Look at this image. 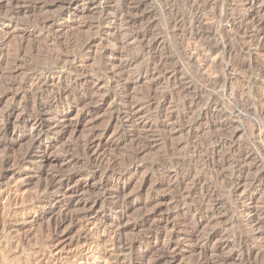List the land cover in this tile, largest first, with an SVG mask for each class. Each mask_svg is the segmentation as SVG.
I'll return each instance as SVG.
<instances>
[{"label":"rangeland","instance_id":"1","mask_svg":"<svg viewBox=\"0 0 264 264\" xmlns=\"http://www.w3.org/2000/svg\"><path fill=\"white\" fill-rule=\"evenodd\" d=\"M200 1L0 0V264H264V0Z\"/></svg>","mask_w":264,"mask_h":264},{"label":"bare ground","instance_id":"2","mask_svg":"<svg viewBox=\"0 0 264 264\" xmlns=\"http://www.w3.org/2000/svg\"><path fill=\"white\" fill-rule=\"evenodd\" d=\"M189 2H190V0H188ZM194 1H196V0H194ZM200 1V0H199ZM202 1V0H201ZM200 1V2H201ZM205 1V0H204ZM207 1V0H206ZM206 1H205V4H206ZM208 1H210V0H208ZM200 2H198V3H200ZM71 5V4H70ZM137 5V4H136ZM135 5V6H136ZM139 5V4H138ZM252 5H253V3L251 2V4L249 5V7H252ZM68 6V5H67ZM202 6V5H201ZM200 6V7H201ZM219 6V5H218ZM129 7V6H128ZM204 7H206V6H204ZM136 8V7H135ZM197 8H199V7H197ZM138 9L139 8H136V12H138ZM201 9V8H200ZM186 10V9H185ZM195 11V10H194ZM197 11H198V9H197ZM200 11V10H199ZM212 11V10H211ZM201 12H202V10H201ZM200 12V13H201ZM110 13V12H109ZM200 13H198L199 14V16L201 15ZM133 15V14H132ZM139 15H140V13H139ZM144 15V17H147V15L146 14H143ZM115 16V15H114ZM116 16H117V14H116ZM115 16V17H116ZM196 16V15H195ZM195 16H193V17H195ZM202 16V15H201ZM200 16V17H201ZM134 17H136V20L134 19V21H139V20H141V19H143V17H139L138 15H137V13L135 14L134 13ZM122 18V17H121ZM126 18V17H125ZM197 18H198V16H197ZM196 18V19H197ZM215 18V17H214ZM200 22H201V24L202 23H205V21L206 20H204V18H200ZM143 21V20H142ZM141 21V22H142ZM146 21V20H145ZM199 21V20H198ZM197 21V22H198ZM240 21V20H239ZM217 22V21H216ZM260 22V21H259ZM232 23L233 24H235V21L234 20H232ZM258 24V23H257ZM202 25H204V24H202ZM261 27V26H260ZM257 28V27H256ZM204 29V28H203ZM215 29V28H214ZM237 29V28H236ZM195 31V30H194ZM216 31V30H215ZM191 32V31H190ZM206 32V31H205ZM145 33V32H144ZM201 33H202V31H201ZM213 33V32H212ZM217 33V32H216ZM235 33H236V31H235ZM246 33V32H245ZM140 34V33H139ZM243 34V33H242ZM262 33L261 32H257V33H254V35H261ZM264 34V33H263ZM199 35V34H198ZM203 35V34H202ZM205 35V34H204ZM197 36V35H196ZM200 37H202L201 35H199ZM212 36V35H211ZM147 37V36H146ZM145 37V38H146ZM195 37V36H194ZM218 37V36H217ZM255 37V36H254ZM260 37H262V36H260ZM157 38V37H156ZM192 38H193V36H192ZM206 38V37H205ZM213 38V37H212ZM251 38V37H250ZM142 39H143V36H142ZM155 38H153V40H154ZM207 39V38H206ZM210 39V38H209ZM234 39V38H233ZM150 40L152 41V39L150 38ZM191 41V40H190ZM144 42H146L145 40H144ZM148 42H150L149 40L147 41V43ZM153 42V41H152ZM212 42V41H211ZM219 42V41H218ZM251 42V41H250ZM190 43V42H189ZM145 44V43H144ZM151 44V43H150ZM205 44V43H204ZM215 44V43H214ZM147 45V44H146ZM154 45H155V43H154ZM197 45V44H196ZM195 45V46H196ZM206 45H208V44H206ZM209 45H210V42H209ZM153 46V45H152ZM211 46V45H210ZM213 46V45H212ZM227 46V45H226ZM202 47V46H201ZM205 47V46H204ZM191 48V47H190ZM196 49V48H195ZM236 49V48H235ZM227 50H229V48L227 49ZM188 51V50H187ZM192 51V50H191ZM225 52H226V50H221V46H219V45H217L216 47H206V48H201V49H196V51L194 50V51H192L191 52V55H190V53H189V55H190V57L191 58H193V57H195L196 56V59L198 60H200L201 62L199 63V64H201V66L202 67H204V68H211V66H212V64H213V61H215L216 59H218L219 58V56L221 57L222 56V54H225ZM227 55V54H226ZM230 55V54H229ZM239 55V54H238ZM244 56V55H243ZM223 57V56H222ZM221 57V59H223ZM234 57V56H233ZM246 57V56H245ZM220 59V58H219ZM229 59V58H228ZM231 61V60H230ZM249 61V60H248ZM230 63H232V62H230ZM229 63V64H230ZM260 63V62H259ZM178 64V63H177ZM214 64H216V63H214ZM213 64V65H214ZM228 64V65H229ZM175 65V64H174ZM232 66V65H231ZM256 66V65H255ZM208 69V71L210 70V72H211V69L212 68H214V66L211 68V69ZM232 67H230V69H231ZM240 68V67H239ZM261 68V67H260ZM177 69V68H176ZM202 69V68H201ZM234 69V68H233ZM173 70H175V69H173ZM239 70V69H238ZM228 71V70H227ZM257 72V71H256ZM261 73V72H260ZM222 74V73H221ZM264 74V73H263ZM156 77V76H155ZM153 78V77H152ZM225 85V84H224ZM221 86V85H220ZM217 107V106H216ZM211 108V107H210ZM218 109V108H217ZM212 110H214V109H212ZM206 112V111H205ZM213 112V111H212ZM201 114V113H200ZM221 114V113H220ZM198 117H200V116H198ZM172 118V117H171ZM169 119V118H168ZM195 119V118H194ZM197 119V118H196ZM193 121V120H192ZM202 120H200V119H197L195 122H193L192 124H191V128L192 127H194L197 123H200ZM169 122V121H168ZM205 122V121H204ZM167 124V123H166ZM223 124V123H222ZM165 125V124H164ZM190 126V125H189ZM211 127V126H210ZM213 127V126H212ZM195 129V128H194ZM197 129V128H196ZM220 129V128H219ZM226 129V128H225ZM211 131V130H210ZM214 131V130H213ZM217 131V130H216ZM215 131V132H216ZM219 131V130H218ZM223 132V131H222ZM188 133V132H187ZM213 133V132H212ZM199 134V133H198ZM215 134V133H214ZM189 135V134H188ZM220 135V134H219ZM226 135V134H225ZM227 136V135H226ZM210 138V137H209ZM195 140V139H194ZM217 140V139H216ZM220 140V139H219ZM258 140V139H257ZM213 142V141H212ZM251 142V141H250ZM216 143L218 144V142L216 141ZM215 143V144H216ZM256 143V142H255ZM204 144V143H203ZM229 144V143H228ZM234 144V143H233ZM249 146V145H248ZM256 146V145H255ZM254 146V147H255ZM220 147V146H219ZM223 147V146H222ZM259 148V147H258ZM244 149V148H243ZM248 149V148H247ZM212 150H214V152H218V149H217V146H215V148L214 149H212ZM222 150V149H221ZM226 150V149H225ZM213 152V153H214ZM222 152V151H221ZM225 152V151H224ZM210 153V152H209ZM212 153V154H213ZM235 153V152H234ZM215 155V154H214ZM225 155V154H224ZM223 155V156H224ZM239 162L238 163H236L235 165H233L232 164V166H233V169H239L240 171H243V170H246L247 169V167H246V162H247V160H248V158H249V155L247 154L246 155V152L244 153V152H242V153H240L239 155ZM237 156V157H238ZM255 157V156H254ZM205 158V157H204ZM221 158H222V156H221ZM208 160H210V159H208ZM225 160V159H224ZM232 162V161H231ZM224 163V162H223ZM222 163V164H223ZM211 164V163H210ZM217 165V164H216ZM225 165V164H224ZM229 165V164H228ZM232 166H231V168H232ZM217 167V166H216ZM221 167V166H220ZM228 167V166H227ZM226 167V168H227ZM223 169H225L224 167H223ZM233 169H232V171H233ZM226 170V169H225ZM219 171V170H218ZM220 172V171H219ZM223 173V172H222ZM225 174V173H224ZM220 176H221V174H220ZM261 176V175H260ZM259 179V178H258ZM263 179V178H262ZM227 181V180H226ZM193 182H195V181H193ZM204 182V181H203ZM264 182V181H263ZM251 183V182H250ZM262 183V182H261ZM241 184H243V183H241ZM196 185V184H195ZM194 185V186H195ZM236 186H235V188H233V189H235L234 191H236L237 192V196L240 198V197H246V200H249V201H251V199H252V197L251 196H249L248 194H247V192L246 191H241L240 189H241V185H240V182L238 183V184H235ZM230 186H232V185H230ZM250 186V185H249ZM248 187V186H247ZM230 188H232V187H230ZM244 188V187H243ZM187 189H188V187H187ZM191 189V188H190ZM202 189V188H201ZM243 190V189H242ZM187 191V190H186ZM233 191V190H232ZM120 192V191H119ZM190 193L192 192V190H190L189 191ZM188 193V192H187ZM196 192H194V194H195ZM143 194V193H142ZM141 194V195H142ZM186 194V193H185ZM119 195V194H118ZM188 195V194H187ZM235 196V195H234ZM187 197V196H186ZM185 197V198H186ZM237 197V198H238ZM172 202V201H171ZM176 203V202H175ZM171 204V203H170ZM239 209V208H238ZM263 210V209H262ZM203 211V210H202ZM218 211V210H217ZM247 211V209L245 208V207H240V209H239V213H247L246 212ZM237 212H238V210H237ZM208 213V212H207ZM210 214V213H209ZM242 214V215H243ZM218 215V214H217ZM215 216V215H214ZM212 217V216H211ZM257 220L255 219V222H256ZM242 222V221H241ZM257 223V222H256ZM255 223V224H256ZM259 223V222H258ZM253 224V223H252ZM260 224H261V222H260ZM259 225V224H258ZM262 225V224H261ZM256 227H257V225H256ZM158 228V227H157ZM253 228H254V226H253ZM258 228V227H257ZM252 229V228H251ZM250 229V230H251ZM250 230H249V232H250ZM262 230V229H261ZM252 231V230H251ZM263 234V232L261 231H258V229H255V230H253L252 231V236L253 237H259V236H261ZM156 235V234H155ZM247 237V236H246ZM251 237V236H250ZM252 237V238H253ZM263 237V236H262ZM256 240V239H255ZM86 241V240H85ZM84 241V247H83V250H82V252H81V254H80V256L82 257H88V256H90V255H94L95 254V252H87L86 251V249L87 248H85L86 246H87V244H89L90 243V241L89 242H85ZM132 242V241H131ZM121 243H124V242H121ZM133 243V242H132ZM120 245V244H119ZM133 245V244H132ZM126 246H128V245H126ZM125 246V247H126ZM175 247V246H174ZM121 249H122V246L120 247ZM124 248V247H123ZM130 248V247H129ZM128 248V249H129ZM126 250V249H125ZM124 250V251H125ZM89 251V250H88ZM132 252H133V250H131ZM136 251V250H135ZM108 251L105 249V248H99L98 250H97V254H98V258H100V257H103L102 259H105L104 257H106L107 256V253ZM138 252V251H137ZM124 253H126V251L124 252ZM136 253V252H135ZM99 255H100V257H99ZM137 255L140 257V254H138L137 253ZM130 256H132L131 254H130ZM135 256V255H134ZM91 257V256H90ZM138 257V258H139ZM142 257H143V255H142ZM141 257V258H142ZM124 258V257H123ZM122 258V260H121V258H116V264H124L123 262H124V259ZM129 259H130V257H129ZM137 259V258H136ZM129 261V260H128ZM161 261L162 260H160V259H156L155 261H153L152 262V264H161ZM166 262H168V261H166ZM166 262H164V263H166ZM125 263H126V261H125ZM129 263V262H128ZM127 263V264H128ZM164 263H162V264H164ZM132 264V263H131ZM167 264V263H166ZM171 264V263H170Z\"/></svg>","mask_w":264,"mask_h":264}]
</instances>
